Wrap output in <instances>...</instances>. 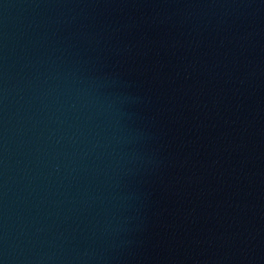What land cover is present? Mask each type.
<instances>
[{
    "label": "water",
    "instance_id": "95a60500",
    "mask_svg": "<svg viewBox=\"0 0 264 264\" xmlns=\"http://www.w3.org/2000/svg\"><path fill=\"white\" fill-rule=\"evenodd\" d=\"M0 264H264V0H0Z\"/></svg>",
    "mask_w": 264,
    "mask_h": 264
}]
</instances>
